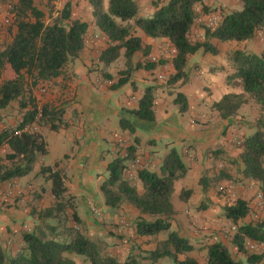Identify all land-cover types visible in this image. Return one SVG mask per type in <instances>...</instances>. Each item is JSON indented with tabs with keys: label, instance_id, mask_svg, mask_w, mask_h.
<instances>
[{
	"label": "trees",
	"instance_id": "trees-1",
	"mask_svg": "<svg viewBox=\"0 0 264 264\" xmlns=\"http://www.w3.org/2000/svg\"><path fill=\"white\" fill-rule=\"evenodd\" d=\"M90 0L96 28L107 40L98 58L103 66L122 58L125 69L117 86L125 84L132 73L139 69H154L159 62L134 63L136 54L147 58L150 46L144 45L137 31L145 37L156 40L166 39L175 49L172 59L175 74L169 83L187 80L185 71L188 58L199 50L216 54L210 44L211 39L219 42H245L257 34L264 36V0H237L241 10H220L218 25L213 30L206 29L204 40L191 41V30L200 15H208L213 9L205 5V0H167L152 3L153 12L148 17L139 13L137 0ZM0 5L8 6L12 15L9 41L0 50V111L16 103L21 113L15 126L0 130V187L33 173L40 156L47 154V143L42 129L56 132L65 126L64 107L52 103L38 102L34 90L61 77L68 64L78 59L85 47L88 25L71 17L70 4L64 5L60 13L46 22L43 12L35 0H0ZM233 74L229 81H238L241 94L225 95L212 105L220 119L235 117L239 109L253 102L262 112L256 121V130L240 143L239 162L245 179L259 183V191L264 200V46L259 54L234 50L230 54ZM149 60V59H148ZM9 66L14 74L12 79H2V73ZM154 98L151 89H146L136 110L128 111L133 119L153 122ZM173 103L183 112L187 108L185 97L178 93ZM37 127V129H34ZM121 129L133 133V127L126 119L120 120ZM134 148L127 149L126 156L115 158L107 167L108 177L100 185L104 204L118 209L128 204L137 209L141 216L135 222V233L139 237L156 236L166 233V239L150 253L152 260L167 258L172 264H238L221 243L206 247L204 262L189 256L193 248L184 238L170 231V222L175 215L172 204L173 184L183 178L187 168L175 149L165 156L158 171L141 167L136 176L141 182L142 192L127 181V162L135 160ZM37 175L50 183L49 193L53 204L40 211L34 210L31 227L23 226L20 235L23 248L11 255L0 243V264H75L71 255L83 257L90 264H139L134 258L120 260L102 254V242L89 240L74 225H82L77 213L67 206L65 174L54 166H39ZM200 185L205 188L202 178ZM190 191H182L179 199L186 200ZM72 213V226H67L66 210ZM250 208L244 201L237 200L225 207V218L236 227L232 243L238 251L247 255L248 264L264 260V254H253L245 248V240L264 244V219L254 223H241ZM239 223H241L239 225ZM24 229V230H23ZM85 231V230H84ZM179 256H184L179 259Z\"/></svg>",
	"mask_w": 264,
	"mask_h": 264
},
{
	"label": "crops",
	"instance_id": "crops-1",
	"mask_svg": "<svg viewBox=\"0 0 264 264\" xmlns=\"http://www.w3.org/2000/svg\"><path fill=\"white\" fill-rule=\"evenodd\" d=\"M155 1L166 0H137L140 15H151ZM103 2L106 9L107 1ZM67 3L72 19L88 25L85 47L79 58L67 65L64 74L49 83L55 92L53 100L47 98L43 101L64 107L65 126L56 132L42 129L47 154L39 157L34 172L0 187V190L12 187L8 195L2 197H8L7 202L2 201L4 206L0 204V243L3 248L11 255L23 248L22 228L31 227L35 221L30 222L34 204L39 200L35 192L45 195L40 190L50 187L49 182L37 175V170L41 165H55L65 174V185L74 197L84 234L93 242L100 240L103 243L102 254L114 257L119 254L121 258H127L132 250L150 254L166 239V232L156 236H137L135 222L141 216L140 212L128 204L118 209L106 207L100 185L108 177V165L115 158L124 156L129 148H134L135 159L149 162L154 171H158L168 152L175 149L187 172L173 184L175 215L170 222V231L188 241L193 248L189 254L191 257L194 251L205 252L207 246L218 242L227 248L235 262L248 264L247 255L232 243L230 235L236 233L232 230L235 226L225 218L224 209L237 200L244 201L250 210L241 223L255 221L253 204L255 195L260 192L259 183L243 177L239 156L240 143L256 130L254 123L258 108L249 102L235 117L223 120L212 110V105L225 95L242 93L238 81L228 80L233 74L229 57L234 50L259 54L264 46L262 33L241 42V47L233 42L211 39L209 42L217 53L213 55L199 50L190 56L184 83L181 80L169 83L170 76L175 74L172 58L151 70H135L125 84L117 86L113 63L103 66L98 61L101 51L107 47V40L94 24L90 0H56L57 12L52 17L59 14ZM205 5L213 10L208 15H200L191 30L190 40L203 41L202 22L211 15L219 16L221 9L239 10L241 4L237 0H205ZM141 34L137 31L143 44L150 46L148 55L159 44L172 47L166 39L153 40ZM134 59L142 62L145 57L136 54ZM146 89L153 93V122L133 119L128 113L138 108ZM178 93L187 102L183 112L173 103ZM121 119L130 122L133 133L121 129ZM131 163L128 161L127 166ZM202 178L206 182L204 189L200 185ZM129 182L139 193L142 192L136 174ZM221 188L226 192L220 191ZM183 190L190 191V194L181 201L179 196ZM30 204L33 208L29 207ZM122 222L127 225L123 229L120 227ZM111 228L119 235L121 232L127 235L118 238L116 233L112 236ZM70 258L75 264H90L83 257L71 255ZM183 258L179 256V259ZM160 262L171 264L167 258L158 259L155 264H162ZM256 264H264V260Z\"/></svg>",
	"mask_w": 264,
	"mask_h": 264
},
{
	"label": "rangeland",
	"instance_id": "rangeland-1",
	"mask_svg": "<svg viewBox=\"0 0 264 264\" xmlns=\"http://www.w3.org/2000/svg\"><path fill=\"white\" fill-rule=\"evenodd\" d=\"M35 1H36V4L40 8H42L41 10L43 12H45L44 13V15L46 16L45 19L48 20V22H50L54 18L52 16H54L55 13L57 12V4H55L56 0H35ZM63 7L64 6L61 7V10L63 9ZM8 9H9L8 6L0 5V50L4 47V45L10 39L9 38V29H10V25L12 23V15H10L8 13ZM239 10H241V5L239 6ZM202 23H203V26H202L203 33H205V30H206L205 22H202ZM141 35H143V34H141ZM92 36H95V35H92ZM193 36H195V35L193 34ZM156 40H159V39H156ZM191 40L194 41V42L196 41L195 39H191ZM233 43H235V44H237L239 46L241 42H233ZM239 47H241V46H239ZM167 49H169V48H168V46L166 44H159L154 49L152 55H158L160 52H163L164 50H167ZM150 55H148L147 58H145V60H142V62L145 63V61H149L148 58H149ZM141 59H142V57L139 58V60H141ZM167 61H168V59L161 57V59L159 60L158 64L164 65L165 63H167ZM142 62L139 61V63H142ZM134 63L136 64V60L135 59H134ZM113 66L115 68V73H116L115 77H117L118 79L123 77V75L120 74L125 69L123 59L119 58L117 61H115L113 63ZM12 78H14V74L11 71L10 67L7 65L5 67L3 73H2V79L5 80V79H12ZM48 85H49V83H46L44 85L38 86L34 90V96H35L36 101L38 102V105L43 103V101L45 99H47V98H49L47 100H53L54 97H52V96L55 95L54 88H52V87H50ZM52 90H53V92H52ZM261 116H262V112L258 108V116H257L258 118H257V120ZM20 118H21V113H19V111H18L17 104L16 103H12L9 107H7L6 109L0 111V130H2L5 127L15 126L20 121ZM256 121H255V123H256ZM255 123H254V125H255ZM34 129H37V127H34ZM255 129H256V127H255ZM43 131H47V128H43ZM263 133H264V130H263ZM5 152L6 151L4 149L0 151V158L4 156ZM11 188L12 187H8L7 190H4V189L0 190V204L2 206H4L2 201L5 202L6 201L5 199L8 198L7 197V198L3 199L2 197L5 196V195L7 196L9 191H11ZM40 191H42V194H45V195H41L38 191L35 192V195L38 196V198H39L37 203L34 204L35 205L34 210H36V211H37V208H40V210H44V209L50 207L53 204V202H54L52 197H51V195H50V193H49V187H48V190L43 188ZM31 196L34 197V194H32ZM65 197L67 199V198H70V197H73V196L67 190V194H66ZM69 201H70V205H68L67 207L71 208V210H74V212L77 213V210H76L77 206H76V203L74 201V197L71 198ZM29 207L33 208V205L30 204ZM71 210L70 209L66 210V214L68 216V220H67V224H66L67 226L74 225L73 224L74 222L71 219L72 218V213H73ZM96 218L99 219V217H96ZM33 220H34V218H31L30 222L33 221ZM74 226H75L76 229L78 228L81 232H84L83 225H74ZM111 229H112V231H109L110 235H112V236L116 235L117 232L115 231V229L114 228H111ZM126 235L123 234V232H121L120 235H119V233H117V237L118 238L124 237ZM233 236H234L233 234L230 235L231 239L233 238ZM97 241L100 242V240H97ZM102 246H103V243H102ZM205 255H206V251L204 252L203 250L194 251V253H193V257L196 258L197 260H199L200 262H204ZM149 256H150V254H147V255L140 254L139 252H137V250H132L130 252L129 256H127V258L128 257L134 258V259H136L138 261L139 264H155V262H157V260L156 261L152 260ZM115 257L119 258L120 260L126 259V258H124V256H123V258H121V256L119 254H118V256H115ZM152 261H154V263H152ZM168 261L172 264V261L170 259H168ZM160 263H162V262H160Z\"/></svg>",
	"mask_w": 264,
	"mask_h": 264
},
{
	"label": "built area",
	"instance_id": "built-area-1",
	"mask_svg": "<svg viewBox=\"0 0 264 264\" xmlns=\"http://www.w3.org/2000/svg\"><path fill=\"white\" fill-rule=\"evenodd\" d=\"M219 16L218 15H211L207 21L205 22V27L206 29L213 30L215 27L218 25L219 22ZM169 49L164 50L163 52H160L158 55H150L149 56V61L152 63L159 62V60L162 58L166 59H172L175 56V49L172 47H169ZM44 91V90H43ZM126 156V155H124ZM149 167L151 168V164L149 162L142 163L139 159H135L131 165L128 167V171L126 172L127 179L129 181H132L137 170L140 169L141 167ZM222 192H226L222 188L220 189ZM253 210H254V220H259V219H264V200L261 192H258L255 195L254 199V204H253ZM126 223L122 222L120 223L121 229L122 227H126ZM233 231H235V227L232 228ZM245 248L247 251L253 254H264V244L256 243L250 240H245Z\"/></svg>",
	"mask_w": 264,
	"mask_h": 264
}]
</instances>
